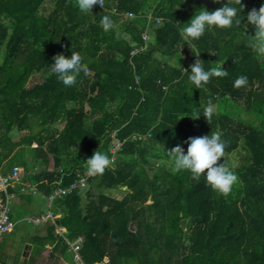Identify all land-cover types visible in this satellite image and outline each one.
<instances>
[{
  "label": "trees",
  "instance_id": "16d2710c",
  "mask_svg": "<svg viewBox=\"0 0 264 264\" xmlns=\"http://www.w3.org/2000/svg\"><path fill=\"white\" fill-rule=\"evenodd\" d=\"M225 2L234 0H102L81 14L74 0H0L3 175L19 164L26 172L19 185H36L48 196L77 172L87 173L84 160L94 151L115 157L88 188L56 200L60 217L33 238L30 264L48 247L52 264H74L68 241L81 235L85 264L106 257L108 264H264V57L245 43L254 28L242 22L208 30L193 42L195 53L178 32L196 9ZM240 3L246 16L264 0ZM126 12L135 17L125 19ZM149 12L161 22L148 24ZM105 15L113 22L108 31L100 26ZM57 54L79 55L88 74L64 88L49 67ZM194 54L206 69L222 64L227 74L191 91L182 68L189 70ZM38 73L45 79L30 86ZM240 75L247 84L234 87ZM206 107L210 124L193 113ZM15 129L24 133L18 140ZM211 131L225 143L217 163L238 176L227 195L213 191L203 175L173 173L168 163V150L179 144L186 152L188 137ZM115 142L121 145L113 153ZM37 166L45 168L33 176ZM6 246L0 237V264H7Z\"/></svg>",
  "mask_w": 264,
  "mask_h": 264
},
{
  "label": "clouds",
  "instance_id": "9594fccd",
  "mask_svg": "<svg viewBox=\"0 0 264 264\" xmlns=\"http://www.w3.org/2000/svg\"><path fill=\"white\" fill-rule=\"evenodd\" d=\"M219 2V0H214ZM74 6L81 14L92 13L94 6L102 7V0H74ZM243 5L240 0L232 3H222L214 10H207L204 7L195 10L192 17L185 23H180L179 35L187 46L193 45L191 52L195 53L194 41L208 30L235 28L242 24L251 25L254 28V35H246L245 43L257 57H264V3L260 7L252 8L242 16ZM100 26L108 31L113 27V22L109 16L105 15L100 20ZM201 52H199L200 54ZM210 53V52H209ZM199 54H194L196 60L189 65V70L182 68L187 74V83L193 88L201 89L208 83L210 78L223 77L227 73L222 68V64L205 68L199 59ZM53 63L49 65L52 74L57 82L64 88H71L77 82V77L81 74L87 75L89 69L85 66L79 55H72L65 59L63 55H54ZM248 78L246 75L238 76L234 82V87L246 85ZM194 117L203 113L210 124L212 119L211 107H206L202 111L193 109ZM187 149L177 144L167 152L168 163L173 173L187 171L193 179H199L203 175L205 183L213 191L221 195H227L233 185L239 183L237 174L224 162L217 163L224 155L225 143L221 139L219 131H211L207 135L188 137L186 140ZM86 172L89 175L103 173L111 163L110 157L103 151L97 150L84 160ZM206 170V171H205Z\"/></svg>",
  "mask_w": 264,
  "mask_h": 264
},
{
  "label": "built area",
  "instance_id": "2783aa9c",
  "mask_svg": "<svg viewBox=\"0 0 264 264\" xmlns=\"http://www.w3.org/2000/svg\"><path fill=\"white\" fill-rule=\"evenodd\" d=\"M116 12V9L114 10ZM123 17L125 19L134 18L135 15L131 12L123 13ZM145 17L148 20V24H150L152 21H155L157 24L161 22V18H156L152 12H149L145 15ZM143 39L148 43L150 41V35L147 31L143 33ZM146 46H141L139 49H136L132 52V55H135L139 50L145 49ZM118 143V144H116ZM119 142H115L114 146L115 148L112 149V152L115 153L117 148L120 147ZM115 160V157L113 156L111 158V162ZM92 175H89L88 173L83 172H77V176L73 182L70 183V185L66 187H58L53 190L51 194L48 196H45L46 200V211L45 213L40 216H32L29 218V221L34 223L35 225H40L43 223H55L56 219H58L60 216L58 214H55L53 211L54 203L58 199H62L65 196L73 193L77 190H85L89 184V179ZM23 180L22 177V169L19 167H14L13 171L11 173H8L7 175L0 176V237L11 234L15 228H16V222H14L11 218V204L14 199V194L9 192V186L12 184H19ZM66 229L62 227H58L56 230V233L62 237L66 234ZM65 238V237H64ZM66 239V238H65ZM67 240V239H66ZM85 237L79 236L75 241H68L69 244V250L73 255L74 264H85L81 258L80 250L82 247V244L84 243ZM109 259L106 257L102 262L94 263V264H108Z\"/></svg>",
  "mask_w": 264,
  "mask_h": 264
},
{
  "label": "rangeland",
  "instance_id": "374dc122",
  "mask_svg": "<svg viewBox=\"0 0 264 264\" xmlns=\"http://www.w3.org/2000/svg\"><path fill=\"white\" fill-rule=\"evenodd\" d=\"M2 53H1V55H2ZM182 54H185V51H183ZM1 61H2V59H0V63H1ZM45 77H46V73L45 74L44 73H38L37 75H35L33 77V80H31L29 82V85L31 86V85H34V83L41 82L45 79ZM62 125H63L62 123L59 125L60 129L62 128ZM16 131H17V129H15L13 131L14 133H12L13 138H14L13 140H18L20 138V136L24 134V133H17ZM116 144H118V143H116ZM234 161H235V158H234ZM236 163H237V161L235 162V164ZM40 168H44V166L43 167L37 166V169H40ZM49 169L53 170L52 165L50 166ZM24 175H25V173H24ZM95 185H96V182H94L91 186H95ZM29 187H26V189ZM113 194H115L119 198H121L122 197L121 195H123L122 191H120V192L117 191V192H114ZM42 202H43V204L45 203V209H46L45 200H43ZM13 204H14V200L12 201V204H11L12 210L14 207ZM16 211H20V210H16ZM22 211H27V210H22ZM44 213H45V211L42 213V215ZM20 215H21L20 217L23 218L26 215V213H20ZM32 216H35V215H30L29 217H25L23 220L21 219L20 222L17 223L15 230L11 234H7L6 236L1 237V238L6 239L7 246L4 250V253H5V259H6L7 264H19L18 262H16V258L18 256V254L23 255V252H25L26 257H28L27 264H30L29 260L31 257H30L29 249L31 248V246H27V243H26L27 240L25 237H26L27 233H31L32 235H39V234H41V232L43 230V226H42L43 224L35 225L34 223L29 221V218ZM47 258H48V256H47V253L45 252L40 257H38L33 264H52L53 262H51L50 260H47ZM58 264H69V263L61 261Z\"/></svg>",
  "mask_w": 264,
  "mask_h": 264
},
{
  "label": "crops",
  "instance_id": "0c3cea01",
  "mask_svg": "<svg viewBox=\"0 0 264 264\" xmlns=\"http://www.w3.org/2000/svg\"><path fill=\"white\" fill-rule=\"evenodd\" d=\"M32 80H33V77H32ZM33 147H36L35 143L33 144ZM27 159H28V162L30 163L29 156L27 157ZM14 167L21 168L22 169V177H24L23 175L26 172H25L24 168L21 167L19 164L14 165L10 170H8V173H11L13 171ZM44 168L37 169V167H36V168L32 169V171L29 173L30 174L33 173V176H35L38 173H40ZM7 174H4V175H7ZM0 176H3V169L2 168L0 169ZM9 187H11L10 188L11 190H9V192L14 194V196H15L13 199L14 200V204H13L14 207H13V210L11 209V218L14 222H16V226H17V223H19L21 219L23 220L25 217H29L30 215L40 216L44 211H46L45 203L43 204V202H42L43 200H45V196L39 192L36 185H27L26 187H29L27 189L25 186L21 187L19 184H12ZM124 190H125V188H124ZM121 196H123V195H121ZM151 201H152V199H150L149 203H151ZM45 202H46V200H45ZM16 210H20V211H16ZM22 210H27V211H22ZM20 213H26V215L23 218H21ZM46 224H51V223H43V225H42L43 230H42L40 235L45 234L44 228H45ZM35 236L36 235H32L31 233H27V235L25 237L27 240L26 241L27 246H31V248L29 249L30 257H31V253H32L31 242ZM50 249H51V247H48V249L45 250L43 252V254L46 252L47 256H48L50 253ZM21 256H22V254H21Z\"/></svg>",
  "mask_w": 264,
  "mask_h": 264
},
{
  "label": "water",
  "instance_id": "95a60500",
  "mask_svg": "<svg viewBox=\"0 0 264 264\" xmlns=\"http://www.w3.org/2000/svg\"><path fill=\"white\" fill-rule=\"evenodd\" d=\"M27 262H28V257H26V254L24 252L23 255L21 256L19 264H27Z\"/></svg>",
  "mask_w": 264,
  "mask_h": 264
}]
</instances>
